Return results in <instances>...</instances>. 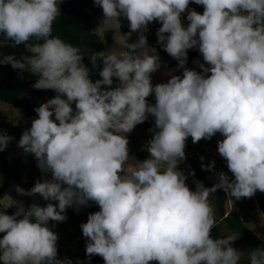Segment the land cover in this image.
I'll list each match as a JSON object with an SVG mask.
<instances>
[{"label":"clouds","instance_id":"1","mask_svg":"<svg viewBox=\"0 0 264 264\" xmlns=\"http://www.w3.org/2000/svg\"><path fill=\"white\" fill-rule=\"evenodd\" d=\"M95 3L104 13L99 28L120 27L123 15L140 35L129 43L125 34L119 49L92 53L94 66L103 60V79L93 81L81 48L53 35L60 0H0V34L13 46L26 42L32 53L20 59L5 55L0 63L38 74L33 87L58 93L35 109L38 117L18 142L34 153L45 177L31 189L17 185L20 193H39L58 204L26 209L21 203L14 214L3 210L11 205L0 207V232L6 233L0 260L74 264L58 257L59 237L49 221H64L69 206L95 201L100 210L81 229L86 253L101 255L105 264H240L246 254L248 264H264V245L245 253L233 246L239 233L212 235L216 214L209 200L218 188L236 199L264 191V0H195L203 13L189 9L190 0ZM157 19L161 46L184 71L153 85L151 73L161 61L144 32ZM195 46L207 62L197 61L203 72L184 67ZM114 77L116 87L102 88L113 85ZM153 93L155 104L146 99ZM148 114L155 118L146 146L150 155L132 162L126 133ZM217 132L224 136L218 151L235 179L221 171L212 187L198 182L193 190L178 167L186 158V139L198 142ZM11 139L0 134V151ZM214 165L213 160L202 167ZM262 218L264 213V224Z\"/></svg>","mask_w":264,"mask_h":264},{"label":"rangeland","instance_id":"2","mask_svg":"<svg viewBox=\"0 0 264 264\" xmlns=\"http://www.w3.org/2000/svg\"><path fill=\"white\" fill-rule=\"evenodd\" d=\"M191 1L188 5L189 9H193L191 5ZM98 6V5H97ZM188 13L185 11L181 14V20L183 25H187L190 21L187 19ZM95 22H96V30L101 33L105 34L107 32H112L109 42V50L112 48L119 49L123 45V41L125 37L123 35H128V42L133 43L136 42L140 35V30L133 31L130 28V21L127 19L126 16L121 15L119 18L121 21L120 27L116 25H105L101 28L102 20L104 19V13L102 7L98 6V12L95 15ZM162 26V22L157 20L149 22L147 26V31L144 34L149 37H155L157 35L158 29ZM186 27V26H185ZM169 33H165L168 35ZM14 42L12 40H0V56L3 58L5 55L15 54L16 58L20 59L24 55H32V53L26 48V42L20 43L18 45L13 46ZM149 45V43H148ZM150 46V45H149ZM151 47V46H150ZM127 50V49H126ZM204 63L207 65V62L203 60V55L200 52L198 57L195 58L189 68L195 69L199 72H203V69L200 68L199 64L197 63ZM175 66L169 65L165 62H161V67L151 73L152 76V83L153 85L167 82L172 75H177V70H175ZM211 73H207L210 75ZM118 83V78H117ZM152 98V103H156L155 94L149 95ZM73 110L76 111V103H72ZM38 116H32L30 118H25L21 110L15 107L12 104L0 101V134H7L12 137V139L8 142L7 147L2 150L6 151V161L0 156V183L7 179H10V183L7 185L4 191V196L0 198V207L4 204L11 205L10 207L3 209L8 214H14L20 204L22 203L26 209H29L33 203H38L41 206H46L48 203H53V201L45 200L41 194L36 193L34 195H26L17 191V185L24 189H31L34 184L36 183L37 179H40L41 182L45 177V173L43 170L38 166V160L35 157L34 153H26L24 148L19 146V140L23 132L26 129H29L32 125L33 119L37 118ZM147 120H155L152 114H148ZM153 129L148 126H144L141 124H137L136 127L126 135L129 138V142L131 146L129 147V155L132 162L138 161V157L135 154V150L137 148H147V142L152 138L154 135ZM187 141H189L195 148L199 151L203 165L204 164H211L214 160L215 165L212 168H205V171L208 177L215 183L218 182L219 173L221 171L228 174L230 179H235L234 174L230 171L227 165V159L223 157L218 151V141L219 140V132L214 134L211 139L201 138L198 142H193L191 136H188ZM141 161V160H140ZM178 167L185 172L187 175L186 183L195 190L197 186V179L192 174L191 166L189 157L186 154V158L178 165ZM9 169V171H8ZM51 172L47 173V177L51 179ZM16 177L21 179V182L16 180ZM65 187L67 185H64ZM228 193V192H227ZM229 195V193H228ZM232 199L228 202L227 206H231L232 208H238L241 211L242 215L244 214L247 216V220L250 219L251 215L249 214V210L254 208L255 209V202L253 201V196L251 197H242L236 199L234 197H230ZM14 200V201H13ZM209 200L211 201L212 205L215 209L216 217L218 216V210L215 204V196L211 193L209 196ZM13 204V205H12ZM92 205H98L95 201H89L87 205H73L72 207L75 210L77 216H69L67 214V219L64 221H55L50 220L49 225L54 226L53 231L58 233V241L57 247L58 251L61 252H72L73 255L69 256L66 254H58V257L61 259L70 258L73 262L81 260L80 254L82 253L79 241L83 237L81 224L83 222H87L88 216L83 214L85 210L90 208ZM100 207V206H99ZM94 213V212H93ZM246 220V221H247ZM249 222V221H247ZM246 225H248L245 222ZM223 232L226 234H231L235 232L232 230L226 223L223 222ZM236 233V232H235ZM6 233L0 232V238H2ZM88 239L87 237H85ZM264 239V238H263ZM233 246L238 250L247 253L250 249H254L249 247L243 241L240 240V236L233 241ZM0 264H4L3 260H0ZM82 264V263H81ZM150 264H159V261H151ZM240 264H248L247 254L240 262Z\"/></svg>","mask_w":264,"mask_h":264},{"label":"trees","instance_id":"3","mask_svg":"<svg viewBox=\"0 0 264 264\" xmlns=\"http://www.w3.org/2000/svg\"><path fill=\"white\" fill-rule=\"evenodd\" d=\"M191 5L197 11L203 13L204 6L192 1ZM61 15L57 17L53 24V35H58L62 39L71 42L75 46H79L84 54V63L90 69V77L93 81L97 79H103L100 76V71L103 68L102 58H98L97 64L94 66L90 56L94 52L109 50V42L112 32L101 34L96 30L95 15L98 12V6L95 0H60ZM170 34V33H169ZM0 40L6 39L3 34H0ZM35 38H33V42ZM148 43L151 47H155L157 54L160 57L161 62H165L169 65H177L179 62L176 58L171 56L162 46L158 40V36L149 37ZM198 46L188 49L187 63L184 67L189 66L192 58L199 54ZM3 58L0 56V60ZM182 70V76L184 69ZM39 79L38 74H33L27 69L14 68L10 63H0V101L9 103L19 108L25 118L32 116H38L35 109L48 99L58 95L55 89H38L33 87L35 82ZM113 85H102V88H114L118 85L117 78H113ZM66 98V96L64 97ZM75 102V101H74ZM76 103V102H75ZM74 111V110H73ZM75 113V111H74ZM53 119L55 116L53 114ZM141 125L154 128L155 120H145L140 123ZM224 136L220 133V140ZM131 146L129 142V147ZM139 160H144L150 155L147 148H137L135 151ZM185 153L189 157L192 174L195 176L198 182H203L207 187H212L215 182L211 181L205 170L202 167V158L199 152L186 140ZM6 151H0V156L6 161ZM9 171V169H8ZM16 180L21 182L19 177ZM10 183V179H5L0 183V198L4 196V191L7 185ZM215 196V204L219 212V217L222 218L218 222L219 218L216 217V223L212 229V235L214 237H220L223 234L221 230V222H226L227 225L240 234V240L247 244L249 247L258 248L264 245V239L258 236L252 229H250L242 220L238 211L234 210L231 214H227V202L228 194L223 188H218L216 192L212 193ZM257 199L261 210L264 213V191H256ZM58 204V201H53ZM98 204V203H97ZM100 210L98 205H92L90 208L84 211L83 214L89 215L90 213ZM66 212L73 218L77 216L72 206L66 209ZM87 239L83 237L79 241V245L82 253L80 254L81 260H77L74 264H105L104 258L99 255H89L86 253ZM57 254H66L72 256V252H61Z\"/></svg>","mask_w":264,"mask_h":264},{"label":"crops","instance_id":"4","mask_svg":"<svg viewBox=\"0 0 264 264\" xmlns=\"http://www.w3.org/2000/svg\"><path fill=\"white\" fill-rule=\"evenodd\" d=\"M192 1H194V0H192ZM192 1H191V3H192ZM185 17H187V16H185ZM186 27H187V25H185ZM200 53V52H199ZM199 55V54H198ZM198 55L197 56H195L194 58H192L191 59V61H190V63H189V65L191 64V62L195 59V58H197L198 57ZM174 67V66H173ZM188 68H189V66H188ZM176 70V69H175ZM147 100H148V102L149 103H152V98L150 97V96H148L147 98H146ZM219 140H220V132H219ZM189 142V141H188ZM190 143V142H189ZM191 144V143H190ZM194 148H195V146H194ZM196 149V148H195ZM197 150V149H196ZM198 151V150H197ZM199 152V151H198ZM200 154V153H199ZM201 156V155H200ZM202 158V157H201ZM202 162H203V160H202ZM203 164V163H202ZM204 170H205V168H204ZM206 172V171H205ZM207 174V173H206ZM208 176V175H207ZM209 178V177H208ZM210 179V178H209ZM211 180V179H210ZM212 181V180H211ZM228 194V193H227ZM230 201V199H229V195H228V202ZM253 201L255 202V209L254 208H252V209H250L249 210V214H246V215H251L250 216V219H252L251 221L250 220H247V216H245L244 214L242 215V213H241V211H239L238 210V208H232L231 206H227V214H231L234 210H236V211H238L239 212V214H240V216H241V218H242V220H243V222L245 223H247L248 225V227L250 228V229H252L258 236H260L262 239L264 238V224H262L261 223V214L263 213V211L261 210V207H260V205H259V202H258V199H257V195H256V193L253 195ZM228 202H227V204H228ZM220 215H219V212H218V216H217V218H219V220H218V222H220L221 220H222V218L221 217H219ZM262 219H264V218H262ZM249 221V222H247V221ZM224 223H226V222H224ZM227 224V223H226ZM222 225H223V222H221V230H222V232H223V227H222ZM223 234L224 235H227L225 232H223Z\"/></svg>","mask_w":264,"mask_h":264},{"label":"water","instance_id":"5","mask_svg":"<svg viewBox=\"0 0 264 264\" xmlns=\"http://www.w3.org/2000/svg\"><path fill=\"white\" fill-rule=\"evenodd\" d=\"M175 68H176V70H177V75H180V76L182 77V70H181V67H179L178 64H177V65H175Z\"/></svg>","mask_w":264,"mask_h":264}]
</instances>
